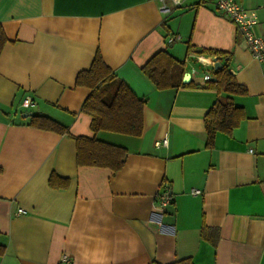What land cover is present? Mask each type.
Wrapping results in <instances>:
<instances>
[{"label": "crops", "instance_id": "crops-1", "mask_svg": "<svg viewBox=\"0 0 264 264\" xmlns=\"http://www.w3.org/2000/svg\"><path fill=\"white\" fill-rule=\"evenodd\" d=\"M239 1L264 38V0ZM160 5L0 0V264H60L63 254L71 264H264V62L212 3L182 0L166 16ZM200 49L226 53L246 89L232 96L244 120L217 133L211 149L204 116L217 92L203 76L214 80L215 57ZM97 50L145 101L140 137L94 133L81 112L89 90L75 86L76 76ZM163 50L184 62L191 85L157 90L143 73ZM26 97L35 104L24 108ZM32 115L56 120L70 137L29 126ZM75 137L125 148L123 167H79ZM164 190L171 203L161 210Z\"/></svg>", "mask_w": 264, "mask_h": 264}, {"label": "trees", "instance_id": "trees-1", "mask_svg": "<svg viewBox=\"0 0 264 264\" xmlns=\"http://www.w3.org/2000/svg\"><path fill=\"white\" fill-rule=\"evenodd\" d=\"M7 38L0 25V54ZM188 48L191 49L188 44ZM200 55L215 57L221 67L216 71L214 80L207 81L205 86L217 92V99L204 116L206 134L205 146L211 149L217 133L231 134L239 126L245 115L242 108L237 107L232 96L246 94V89L237 83L227 64L228 55L223 52L200 49ZM143 73L151 80L157 90L189 86L182 83L185 72L184 62L176 60L168 51L156 53L142 67ZM76 87L89 90L88 96L81 105V112L91 117L90 129L94 133L111 132L130 137H140L143 128V111L145 101L137 98L128 86L118 79L112 70L104 63L97 50L90 67L79 72L75 80ZM221 94H224L222 96ZM28 125L39 130L67 135L66 126L45 115H32ZM76 163L79 167L108 168L114 173L124 165L127 150L97 138L75 137ZM52 174L49 184L56 187ZM65 186L67 180H64ZM4 248L0 247V255ZM171 264H193L190 259H181Z\"/></svg>", "mask_w": 264, "mask_h": 264}, {"label": "built area", "instance_id": "built-area-1", "mask_svg": "<svg viewBox=\"0 0 264 264\" xmlns=\"http://www.w3.org/2000/svg\"><path fill=\"white\" fill-rule=\"evenodd\" d=\"M161 2L159 11L162 15L166 16L171 13V7H177L181 4L182 0H170V6L167 5L165 0H159ZM200 3L210 2L214 5L215 9L227 17L237 28L241 37L246 43L247 50L252 58L258 62H264V38L258 36L255 33V26L257 24V15L245 9L239 0H198ZM177 40L176 37H172L168 40V43H172ZM212 63V62H211ZM213 64V63H212ZM204 81L210 80V75L203 76ZM35 103L30 97L23 99L22 106L29 108ZM166 145L164 139L162 143H156V145ZM200 191L193 190L192 195H198ZM171 203V195L167 190H164L157 197V205L161 210H164ZM19 211L18 213H21ZM60 264H71V259L68 255L63 254L60 258Z\"/></svg>", "mask_w": 264, "mask_h": 264}, {"label": "water", "instance_id": "water-1", "mask_svg": "<svg viewBox=\"0 0 264 264\" xmlns=\"http://www.w3.org/2000/svg\"><path fill=\"white\" fill-rule=\"evenodd\" d=\"M212 62H213V69H214V71H216L217 69H219L221 67L219 61L216 58H213L212 59ZM189 79H190V74L185 73L184 76H183L182 82L184 84H186L189 81Z\"/></svg>", "mask_w": 264, "mask_h": 264}]
</instances>
